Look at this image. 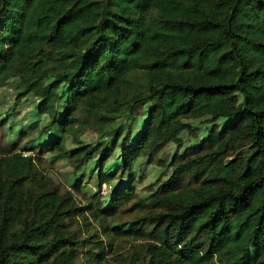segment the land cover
Returning a JSON list of instances; mask_svg holds the SVG:
<instances>
[{"label":"trees","instance_id":"16d2710c","mask_svg":"<svg viewBox=\"0 0 264 264\" xmlns=\"http://www.w3.org/2000/svg\"><path fill=\"white\" fill-rule=\"evenodd\" d=\"M171 66L195 74L176 78ZM16 78L26 83L18 96H39L41 113L61 94L52 127L88 120L97 142L71 151L85 149L81 163L97 155L98 187L114 176L106 162L116 150V167L132 169L186 117L229 121L175 154L145 198L131 176L107 202L82 205L32 156L0 154V264H105L126 236L141 240L129 248L141 264H264V0H0V87ZM229 136L247 140V158L226 161ZM45 145L66 151L60 136ZM133 199L143 215L121 232L110 219Z\"/></svg>","mask_w":264,"mask_h":264},{"label":"rangeland","instance_id":"374dc122","mask_svg":"<svg viewBox=\"0 0 264 264\" xmlns=\"http://www.w3.org/2000/svg\"><path fill=\"white\" fill-rule=\"evenodd\" d=\"M168 70L176 78L195 74L194 70H184L177 66H171ZM25 86V82L16 78L9 80L5 86L0 87V154L21 152L26 156H32L39 169L50 179L52 186H59L62 190H72L82 205L86 204V198L94 195H97L101 202H107L110 191L116 186L127 184L131 176L135 180L134 188L137 198H145L154 194L158 184L166 180L171 174L173 167L170 166L172 161L169 163V160H175V154H182L187 146L198 144L199 141L206 139L210 132L218 133L223 125L229 121L223 118L209 121L208 117L201 119L186 117V127L183 131H176L171 128L157 137L155 147L160 145L161 150L158 151L157 148L150 162H147L145 158L141 160L139 158L131 166L132 169H123V171H120V167H116L121 161L117 155V150L115 151L117 145L114 143L112 151L115 153L106 162L107 166L116 164V166L113 165L114 176L110 181L102 182L101 186L98 187L96 185L97 164L93 160L97 155L95 154L89 162L81 163L82 153L85 149L79 150V153L75 154L71 151L84 146L91 148L97 142L96 133L87 123L88 120H84L83 115L81 121L73 129L52 127L50 119L58 120L62 115L63 97L60 93L56 94L51 110L47 113H41L38 110V106L42 102L38 98L39 96L32 93L18 96ZM188 103L189 97H185L180 107L185 109ZM144 110L145 107L141 108L136 118L130 121L129 126L132 132L140 131V122L145 117ZM79 115L81 117L80 113ZM120 116L117 118L118 122L126 120L125 117ZM53 128L54 131L51 130ZM49 136L62 137L66 147L65 153L48 150L45 142ZM229 145L232 149L226 161L233 159L239 153L247 158L252 152L247 140L240 137L230 138L229 136ZM75 178L79 179L76 181L77 186L75 185L77 188L73 187ZM134 200L119 206L116 214L110 219V224L118 227L117 230L121 232L127 224L143 215L142 211L132 208L133 203H135ZM181 205V203L168 201L167 207L168 210L177 209ZM140 242L141 240H132L127 236L115 239L113 243L115 251L106 256L105 264H141L136 254H132L129 249L131 244Z\"/></svg>","mask_w":264,"mask_h":264}]
</instances>
